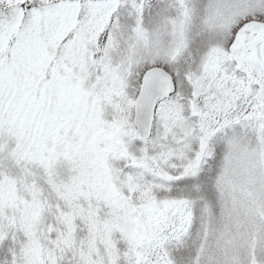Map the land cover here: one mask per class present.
I'll return each instance as SVG.
<instances>
[{
	"label": "snow or ice",
	"instance_id": "snow-or-ice-1",
	"mask_svg": "<svg viewBox=\"0 0 264 264\" xmlns=\"http://www.w3.org/2000/svg\"><path fill=\"white\" fill-rule=\"evenodd\" d=\"M0 264H264V0H0Z\"/></svg>",
	"mask_w": 264,
	"mask_h": 264
}]
</instances>
